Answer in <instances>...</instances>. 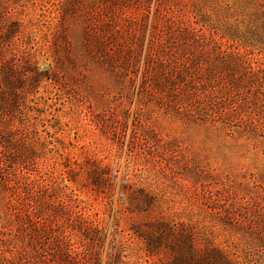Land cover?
<instances>
[{
	"label": "rangeland",
	"instance_id": "rangeland-1",
	"mask_svg": "<svg viewBox=\"0 0 264 264\" xmlns=\"http://www.w3.org/2000/svg\"><path fill=\"white\" fill-rule=\"evenodd\" d=\"M263 3L0 0V264H264V109L183 68Z\"/></svg>",
	"mask_w": 264,
	"mask_h": 264
},
{
	"label": "trees",
	"instance_id": "trees-1",
	"mask_svg": "<svg viewBox=\"0 0 264 264\" xmlns=\"http://www.w3.org/2000/svg\"><path fill=\"white\" fill-rule=\"evenodd\" d=\"M259 9L261 10L260 15L264 26V3L260 5ZM253 29L254 27L252 26L248 28L252 36L254 34ZM262 33L258 46L260 47L259 49L264 50V29ZM242 35L244 36L243 44L246 48H250L252 45L250 41L252 40L248 39L244 34ZM214 37V35L210 37L211 42L215 41ZM231 38L234 37L232 36ZM206 52L207 50L200 46L197 58H194V60L188 59L189 62L186 61L188 67L185 64L183 65L186 72H190L193 80L197 81L192 85L194 87L193 91H197L195 89L197 87H204L208 95L213 96L215 91L227 90L224 94L225 100L222 103L224 105L225 102L230 100L229 102L232 104V107H230L232 109L231 113H235L237 110L247 111L250 109L252 111H262L264 109V69L252 67L249 58L252 55L250 51L245 50L243 55H229L227 52L221 51L220 48H216L212 57H207ZM199 72L201 76H197ZM223 74L229 76V81L224 79ZM204 114L206 115V113ZM221 117L222 115L218 116V118ZM223 117L230 118L228 114ZM210 118H212V122H216V117L212 115Z\"/></svg>",
	"mask_w": 264,
	"mask_h": 264
}]
</instances>
